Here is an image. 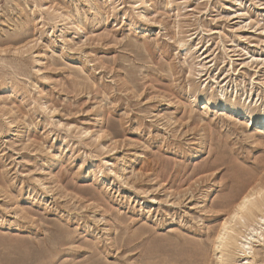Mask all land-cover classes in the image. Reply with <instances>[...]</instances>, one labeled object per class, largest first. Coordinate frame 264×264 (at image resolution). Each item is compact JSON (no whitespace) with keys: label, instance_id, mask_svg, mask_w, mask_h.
I'll return each instance as SVG.
<instances>
[{"label":"rangeland","instance_id":"rangeland-1","mask_svg":"<svg viewBox=\"0 0 264 264\" xmlns=\"http://www.w3.org/2000/svg\"><path fill=\"white\" fill-rule=\"evenodd\" d=\"M261 188L264 0H0V264H264Z\"/></svg>","mask_w":264,"mask_h":264},{"label":"bare ground","instance_id":"bare-ground-1","mask_svg":"<svg viewBox=\"0 0 264 264\" xmlns=\"http://www.w3.org/2000/svg\"><path fill=\"white\" fill-rule=\"evenodd\" d=\"M259 190L260 189H257V190L252 189V190L248 191L247 193L243 194L239 198L238 202L234 206V210H233V214H232V217H231V221L228 222V223H231L232 220H234L233 219V216L235 214H237L238 205H240L241 201H243V199L245 198V196H249L250 194H253V193H255L257 195L256 201L253 204H251V206L248 208L247 211H245L244 213L240 214L239 215V218H245L248 223L255 222V219H257V216H256L255 212L258 211L259 213L262 214V208L264 207V202H262L261 198L259 197ZM263 217H264V214L259 218V221L263 220ZM230 226H232V225H230ZM233 229L232 228H229V226H228L227 223L223 225V227H222V233L219 235V238H218L219 242H218V246L217 247L218 248L221 247V248H224V249H229V248L232 249L235 246L236 249H240V252L242 254H244V255L250 254V253H247L250 250V248H249L250 239H248L249 238L248 236H252L253 233H256L257 232V229H255V228L249 229L248 230L249 233L247 235L237 233L236 231H233ZM238 229H236V230H238ZM231 232L234 233V235H231L230 234ZM238 232H240V231H238ZM236 237H240V243L239 244H237L238 243V240H237ZM225 256H228V253H225L224 252V254H222L221 257L223 258ZM226 260H228V259H225L224 261H220L219 263L220 264H226L227 263Z\"/></svg>","mask_w":264,"mask_h":264},{"label":"snow or ice","instance_id":"snow-or-ice-1","mask_svg":"<svg viewBox=\"0 0 264 264\" xmlns=\"http://www.w3.org/2000/svg\"><path fill=\"white\" fill-rule=\"evenodd\" d=\"M259 197L261 198L262 202H264V188L259 190ZM257 199V195L255 193L250 194L249 196H245L243 201H241L240 205L237 208V214L233 216V219L239 218V215L244 213L248 210V208L253 204Z\"/></svg>","mask_w":264,"mask_h":264}]
</instances>
